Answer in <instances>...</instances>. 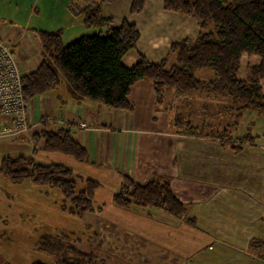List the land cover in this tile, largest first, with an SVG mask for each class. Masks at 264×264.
Here are the masks:
<instances>
[{
    "label": "crops",
    "instance_id": "crops-1",
    "mask_svg": "<svg viewBox=\"0 0 264 264\" xmlns=\"http://www.w3.org/2000/svg\"><path fill=\"white\" fill-rule=\"evenodd\" d=\"M95 1L0 0V41L11 46L21 72L33 70L41 61L35 30L61 29L63 44L82 35L105 31L84 27L77 13L82 3ZM131 1L112 0L101 7L103 15L112 19L111 26L127 19L138 30L135 47L122 55L121 63L131 67L142 55L149 61L169 58L167 64L171 67L175 61L170 53L171 43L195 38L199 32L197 20L191 15L165 10L163 0H145L140 12L131 13ZM54 90L30 99L29 131L0 139V161L5 156L31 154L32 134L70 123L72 136L87 152V161L47 153V162L65 165L83 178L97 181L98 188H110L112 194L124 174L139 182L168 175L175 195L189 205L187 216L194 218L192 225L159 209L145 211L149 222L143 223L149 228L139 231L151 238L144 242L152 249L146 252L145 263L159 255V262L164 260L161 255H166L169 262L168 253L174 254L171 261L177 264H246L255 256H262L254 255L253 249L264 246V114L245 110L236 119L229 99L204 89L187 94L166 90L165 103L163 98L158 105L148 80H139L131 86L130 111L96 106L88 99L74 100L65 84ZM183 120L212 132L227 128L231 139L224 144L228 146L235 143L233 135L240 138L250 134L251 139L235 152L221 145L219 139L185 134ZM79 122L86 127H77ZM4 142L21 147L22 151L11 155L9 149L1 147ZM41 151L38 146L34 158ZM1 195L0 232L6 233L10 204ZM107 207L96 208H101L98 213L104 215L103 209ZM135 212L118 207L117 218L112 219L123 218L122 214L130 222L136 220ZM252 241L256 244L252 245ZM79 248L82 250L83 246ZM156 250L161 253L158 255ZM232 253L238 255L230 256Z\"/></svg>",
    "mask_w": 264,
    "mask_h": 264
},
{
    "label": "trees",
    "instance_id": "trees-1",
    "mask_svg": "<svg viewBox=\"0 0 264 264\" xmlns=\"http://www.w3.org/2000/svg\"><path fill=\"white\" fill-rule=\"evenodd\" d=\"M111 1L82 3L77 12L84 27L105 28L104 33L82 35L63 44L61 29L34 31L40 44L41 61L33 70L21 72L25 96L31 99L65 84L74 100L89 99L106 108L130 111L128 94L131 86L139 80H148L153 85L158 105L166 90L187 94L204 89L229 99L236 119L245 110L264 114V0H163L165 10L191 15L199 25L195 38L171 43L170 53L174 55L175 63L169 68L166 58L149 61L142 55L131 67L121 63L122 55L135 47L139 33L135 24L127 19L118 26H111L112 19L104 16L101 10L103 4ZM144 4L145 0H132L130 12H140ZM243 55H255L259 61L248 65L247 76L240 78L238 71ZM200 69H210L214 77L210 80L198 78L195 73ZM70 125L56 130L43 128L32 134V153L3 157L0 173L12 182L31 180L58 189L63 195L60 208L82 217L101 210L92 203L99 183L83 178L65 165L38 162L33 156L39 146L46 153H60L77 161H87V152L72 136ZM181 125H184L185 134L219 139L223 146H228L224 141L231 139L227 128L212 132L193 126L189 120H183ZM232 139L235 143L228 147L237 152L251 136L246 134L239 138L233 135ZM78 183L82 186L76 191ZM111 200L122 209H159L191 225L195 222L193 217L187 216L189 205L175 195L168 175L139 182L124 174ZM69 235L39 238V249L54 255V262L50 264H106L95 253L79 248L83 239L88 240L90 235L85 238ZM251 244L256 243L252 241Z\"/></svg>",
    "mask_w": 264,
    "mask_h": 264
},
{
    "label": "rangeland",
    "instance_id": "rangeland-1",
    "mask_svg": "<svg viewBox=\"0 0 264 264\" xmlns=\"http://www.w3.org/2000/svg\"><path fill=\"white\" fill-rule=\"evenodd\" d=\"M209 28L212 29L213 26L210 24ZM166 61L170 63L169 58H167ZM258 61L259 59L255 55H243L238 77L245 78L248 73V65L258 63ZM172 63H175V61ZM169 67V64H167V68ZM25 71L29 70L26 69L24 72ZM195 74L198 78L203 80H210L214 77L210 69H200ZM53 91L55 90L53 89ZM91 102L96 106H102L96 101L91 100ZM75 133L76 130H73L74 136ZM2 145L1 147L3 149H9L11 155L15 152L22 151L21 147L12 146L7 142H4ZM46 155L47 153L43 151L39 152L35 157L36 161L49 163L47 162L49 157ZM81 186V183H78L76 191L80 190ZM111 192H113V190L110 191V188L106 186L100 187L95 191L92 199L95 208L108 205L107 208L103 209L104 215L95 212L86 213L80 217L71 215L60 208L63 195L58 189L37 184L31 180L11 182L8 178L0 175V193L2 194L1 196H6L10 204L9 212L11 213L7 219L9 225L7 232H0V264H31L32 262L53 263L54 255L40 250L38 247V240L42 236H61L63 233H69V236L74 234V236H81L83 238H85L87 234L90 235L88 240L83 239L84 243L79 245V247L82 248L83 246V251L93 252L100 258H103L106 264H173V262L177 264L175 260L171 261V259H175L174 254L171 253H168L169 259L171 258L169 262L165 258L166 255H161L164 260L161 259L159 262V253H161L159 250H156L159 257H153V260L151 258V261L145 263L144 256L146 252H152V249L147 246L144 239L151 238L145 234H140V231L142 229L148 230V224L143 222L148 220L145 211L150 212L151 209H145L144 211L141 209H133L136 211V220H131L130 222L127 221L126 217L122 216V214L120 215L123 218L117 220V213H115V210H117L118 207L115 206L111 200ZM160 212L163 211L160 210ZM112 217L116 218L112 219ZM147 222H149V220ZM152 227L153 226L150 228ZM164 251L167 252V250ZM253 254L262 256H255L256 259L246 264H264V246L255 247L253 249ZM235 255L238 254H230V256L233 257ZM155 259H157V262Z\"/></svg>",
    "mask_w": 264,
    "mask_h": 264
},
{
    "label": "built area",
    "instance_id": "built-area-1",
    "mask_svg": "<svg viewBox=\"0 0 264 264\" xmlns=\"http://www.w3.org/2000/svg\"><path fill=\"white\" fill-rule=\"evenodd\" d=\"M29 102L22 91L21 70L11 46L0 41V139L28 133ZM77 127L85 128L86 124L79 122Z\"/></svg>",
    "mask_w": 264,
    "mask_h": 264
}]
</instances>
